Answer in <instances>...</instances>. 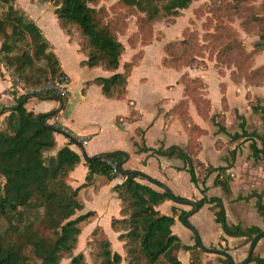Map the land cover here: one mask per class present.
Listing matches in <instances>:
<instances>
[{
    "label": "trees",
    "instance_id": "16d2710c",
    "mask_svg": "<svg viewBox=\"0 0 264 264\" xmlns=\"http://www.w3.org/2000/svg\"><path fill=\"white\" fill-rule=\"evenodd\" d=\"M15 1L0 0V4L7 5L0 11V63L10 71L13 85H22L25 93L32 91L56 94L45 89V85L48 82L63 83L67 81V77L57 57L50 51V43L40 27L20 5L15 4ZM44 1L53 4L61 27L68 34H78L80 37V50L86 54L82 65L99 66L113 71L110 76L97 77L94 80L102 85L104 94L111 98L124 97L128 76L138 63L136 56L135 59L125 61L123 71H118L125 50L124 43L119 38V33L126 27L125 18H110L105 7L93 5L98 0ZM119 1L123 6L143 13L138 28L144 34L141 41L146 42L152 35L154 21L165 16L179 15L180 11L188 8L194 0ZM212 1L222 4L221 8L231 18H242L244 26L252 25V28H257L259 37V42L254 45L253 50L247 51L237 35L233 37L226 28L225 33L230 39L220 43L217 49L214 48V57L227 65L235 64V70L230 73L234 81L245 78L254 84L264 83V67H255L249 71L246 69L254 54L264 46V12L261 14L264 2L262 7H256L252 5L253 0ZM215 32L207 35L212 36L214 40L216 37L219 39L221 34ZM17 49L18 51H15ZM166 49H169V44H166ZM141 58L138 57V60ZM164 61H167L166 57ZM180 80L184 82L185 98L170 108L164 116L176 113L189 123L188 143L149 147L140 130L141 141L136 142L137 152L181 159L184 165L177 168L186 170L191 181L197 186L205 183L209 174L217 172L214 185H220L229 192L231 176L227 169L231 165L214 167L206 165L197 157L201 149L199 137L206 133V130L192 120L189 103L195 105L197 112L204 119H208L211 102L204 92L199 91V86L190 83L193 81L197 84L202 80L190 78L186 74H182ZM25 93L16 98V104ZM57 95L66 101L68 92L65 95ZM26 102L17 109L0 115V220L5 219L8 222L5 229L0 225V264H61L66 255L70 256L69 264H86L84 253L75 254L74 249L78 245L81 225L88 222L95 212L87 211L74 217L84 208L80 190L94 185L96 181L97 187L102 186L120 176L116 163L121 157L109 156L86 161L88 170L85 181L74 187L70 183V174L80 163V154L69 145L53 152L57 144L55 133L64 130L72 134L71 131L58 122H49L58 112L35 113L26 108ZM3 107L0 105V109ZM254 107L263 110L260 106ZM38 116H41L40 120ZM215 124L220 131L226 130L222 114L217 115ZM240 126L242 132L234 134V140L256 136L255 132L246 130L245 122H241ZM73 136L79 139L78 136ZM258 137L264 144V135ZM70 143L73 141L70 140ZM252 148L256 155L261 151L255 143H252ZM235 152L236 149L230 150L233 157ZM199 169L203 172H199ZM141 179L146 178L138 174L123 176V180L114 186L121 200L123 217H114L112 227L119 232L118 240L123 242L122 247L125 249L128 264H182L178 256L181 248L190 252V264H202L204 250L197 241L194 245L183 244L179 235L172 230L176 206L172 207L171 214L162 213L158 209L161 203L171 200L169 193L154 188ZM250 195L257 196L258 210L264 216L262 195L256 192ZM199 202L201 206L210 204L214 220L222 226L226 234L246 237L245 243L250 242L252 237L262 230L257 225L247 228H242L239 224L229 225L224 202L218 196L204 194ZM185 213V210L182 211L180 217ZM100 246L99 264L122 263L123 256L119 251L113 250L109 237L102 239ZM222 261L223 264H231L224 256ZM251 262L264 264V257L254 252Z\"/></svg>",
    "mask_w": 264,
    "mask_h": 264
},
{
    "label": "crops",
    "instance_id": "0c3cea01",
    "mask_svg": "<svg viewBox=\"0 0 264 264\" xmlns=\"http://www.w3.org/2000/svg\"><path fill=\"white\" fill-rule=\"evenodd\" d=\"M38 3L39 0H27L24 5H19L40 27L50 43V51L57 57L67 77V81L63 82L68 92L64 108L49 122H58L71 131L72 135L78 136L82 143L86 140L83 144L88 155L113 151L128 152L129 158L122 165V169L146 172L170 186L176 195L185 198L199 201L204 194L218 196L224 202L229 225L239 224L242 228L257 225L264 230V216L258 210L257 196L250 195L253 192L261 194L264 203V144L258 137L264 135V84L246 86L244 83L235 82L230 76V70L221 71L214 62H208L205 68L189 69L191 75L203 77L206 84L204 95L211 102L208 119H204L197 112L195 105L189 103V114L192 120L206 130V133L199 137L201 149L197 157L206 165L210 164L214 167L231 165L227 169L231 176L229 192L220 185H214L217 172L209 174L205 183L197 186L191 181L190 174L186 170L177 168L184 165L181 159L150 155V152H137L136 142L141 141L140 130L144 135V129V138L149 147L158 148L162 144L167 147L172 144L186 145L188 143L189 123L176 113L168 117L164 116L170 108L185 98L184 86L178 82L180 71L174 70L172 76L159 84L157 89L162 91L161 95L155 100L154 110L144 125V111L138 105L139 98L132 82V76L138 67L143 68L142 59L151 53L146 54L145 57L143 55L140 62L133 67L128 76L125 96L122 98L107 97L102 90V85L94 80L97 77L110 76L113 71L99 66L82 65L81 62L86 58V54L80 50V37L68 34L61 27L59 19L52 13V8L38 5ZM258 42L259 40L256 43ZM128 59L129 57H124L121 60L118 71H123V64L129 61ZM256 62L257 64L264 62V55L260 54ZM142 70L141 80L150 81L151 75L147 72L144 74ZM25 92L22 85H13L10 71L0 63V105L4 107L15 105L16 98ZM59 105L58 100L37 96L30 97L25 104L28 110L35 113H48L58 108ZM254 106H260L263 110H258ZM218 114L224 117L225 131H220L215 124ZM241 122H245L246 130L255 132L256 136L234 140L233 135L242 132ZM55 138L57 144L53 152L69 145L80 154L81 161L71 171L70 183L74 187L81 185L85 181L88 170L84 156L74 142L70 143L71 139L65 134L56 132ZM149 139H153L154 142L151 144ZM252 143H255L261 150L257 155L254 154ZM232 149H236L234 157L230 153ZM152 162H156V165ZM122 180L123 175L120 174L109 183L97 188L94 185L83 187L80 195L84 203L83 209H86L84 212L94 211L93 220L97 218L111 221L114 217H120L121 200L114 186ZM89 202H92L91 208L88 207ZM175 205L173 200H166L158 206V209L162 213L171 214L172 207ZM183 209L186 212L190 211L188 208L183 207ZM203 214L206 217H203ZM193 218L194 221L191 223L198 229L204 242H211L210 239L214 237L216 243L219 246L223 245L225 250H229L226 249L227 247L236 248L235 251L232 249L229 251L232 252L236 262L246 257L247 249L243 244L246 237L226 234L222 226L214 220L210 204L200 206ZM177 221L180 222L181 217L180 220L175 218L172 226L175 227ZM187 229L188 231L183 234L189 240L191 229ZM181 239L184 238L181 237ZM262 239L257 246H260V255L264 257Z\"/></svg>",
    "mask_w": 264,
    "mask_h": 264
},
{
    "label": "rangeland",
    "instance_id": "374dc122",
    "mask_svg": "<svg viewBox=\"0 0 264 264\" xmlns=\"http://www.w3.org/2000/svg\"><path fill=\"white\" fill-rule=\"evenodd\" d=\"M26 1L27 0H16L15 4L24 5ZM263 2L264 0H253L252 5L256 7H262ZM38 5L49 6L52 8V13L55 14L56 18H58L57 14L53 11L54 6L52 3L39 0ZM93 5L96 7H105L109 12L110 18L115 20L121 17L125 18L124 20L126 21V27L121 33H119V38L125 46L121 60L124 57H129L128 60H131L137 56L136 63H139L141 59L138 60V57H143V55L145 57L146 54L148 55L150 53L152 55H148L142 59V66L144 69L142 67H138L132 76V82L135 85L136 94L139 98L138 105L144 111V125L148 122L150 115L154 110L153 105L155 100L161 95L160 92L162 91H159L157 87L161 82L168 79L169 76H172L174 70L180 71V77L182 74H186L190 78L193 77L200 79L199 81L202 80V82H198L197 84L193 81L190 83V85L199 86L200 92H204V87L206 85L204 84L205 81L201 76L191 75L189 73L190 68H205L207 67L208 62H214L215 66L221 71L223 69H228L231 73L232 70H235V64L227 65L221 61H217L213 53L216 52L214 48L217 49L220 43L230 39L225 33L226 28L230 30L233 37L237 35V37L243 42L247 51H252L254 44L257 42V40H259L257 28H252V25H246L249 28L244 26L245 24L243 19L238 16L231 18L229 15H227V12L221 8L222 4L212 0H194L188 8L181 10L179 15L165 16L154 21L152 35L146 42L141 41V37H143L144 34L140 32L138 28L139 19L141 16H143L142 12L123 6L119 0H98V2L94 3ZM6 6L7 5L5 4H0V11L5 9ZM261 11V14L263 15L264 7L261 8ZM215 31L221 34L219 39L216 37V40H214L212 36L207 35H211V33H214ZM76 36L79 37L78 34H76ZM1 41L2 40H0V42ZM166 44H169V49H166ZM15 51H18V49ZM260 54L264 55V47L254 54V58H252L251 63H249L248 67L246 68L247 71L259 66L264 67V62H261L260 64H257L256 62ZM165 57L167 58V61H164ZM158 62L160 66L158 65ZM162 67H165L166 69ZM141 70L144 71V74L147 72L151 75L150 81L147 80L145 82L144 79L141 80ZM180 77L178 82L184 86V82L180 80ZM144 78H147V76H144ZM237 82L244 83L246 86L256 85L245 80V78H241L240 80L238 79ZM149 142L152 144L154 141L153 139H149ZM152 164L156 165V162H152ZM200 171L203 172L199 169V172ZM141 181L150 184L154 188L160 189L146 179H141ZM97 183L98 181L94 183L96 188ZM86 197L88 196L86 195ZM91 203H88V207L90 208ZM174 204H176L175 206L177 208L175 212V218L178 220H180V213L184 211L183 207L190 210L193 208L192 206L183 205L176 202H174ZM84 211H86V209L78 211L74 217L82 214ZM193 215L189 218L190 222L194 221ZM94 217L95 215L90 217L88 222L81 225V233L79 235L78 245L74 249V253L76 254L83 252L86 264H99V252L101 251L100 242L102 239L109 237L112 240L111 244L113 250L119 251L123 256L121 264H128L125 249L122 247L123 242L121 243L118 241L119 232L112 227V220H98L97 218L93 220ZM121 217H123L122 213L118 218ZM203 217L206 216L203 214ZM0 225L3 229H5L8 225V222L5 219H1ZM175 225V227L172 226V230L174 233H177L180 238H184L183 240L181 239L183 244L194 245L196 243L195 234L192 230L190 232L191 237L189 240L184 237L183 232H187L188 229L182 221H177ZM117 228H119L118 224ZM210 240L211 242L207 243L203 241L207 247L224 249L223 245L219 246V244L216 243L217 241H215L214 237H212ZM262 240V242H264V239ZM245 241L243 244L246 245V249H248L249 242L245 243ZM226 249H229L228 251H230V249L235 251L236 248L227 247ZM255 252L260 254V246L256 247ZM230 253L232 254V252ZM178 256L182 264H190L189 251L181 248L178 252ZM240 261L241 260H237V262ZM69 262L70 256L66 255L62 259L61 264H69ZM202 264H223L222 256L203 251ZM252 264L255 263L252 262Z\"/></svg>",
    "mask_w": 264,
    "mask_h": 264
},
{
    "label": "water",
    "instance_id": "95a60500",
    "mask_svg": "<svg viewBox=\"0 0 264 264\" xmlns=\"http://www.w3.org/2000/svg\"><path fill=\"white\" fill-rule=\"evenodd\" d=\"M32 96H37L40 98H44V99H55L58 100L60 102V105L58 108H56L55 110L48 112V113H57L60 110H62L64 108V99L57 95V94H52V93H36V92H27L24 94V96L21 98L20 101L17 102V104L13 105V106H6L0 109V115L4 112L13 110V109H17L18 107H20L21 105H23L26 100ZM38 119H41V116H38ZM62 134H65L67 137H69L80 149L82 155L84 156L85 160L87 162H90L92 160H96L99 158H105V157H109V156H120L121 159L116 163V170L123 176H128L131 174H138L141 175L143 177H145L147 180H149L151 183H153L154 185H156L158 188L165 190L169 193L171 200H173L176 203L179 204H183V205H191L193 208L192 210L186 212L185 214H183L181 216V221L183 222V224L191 229L194 234H195V238L197 243L199 244L200 248H202L204 251L209 252V253H214V254H219L222 255L226 258H228L231 262V264H249L252 260V256L256 250L257 244L258 242L264 238V230H261L260 232L256 233L252 239L249 242L248 245V249H247V254L246 257L241 260L239 263H236L233 255L225 250V249H220V248H216V247H207L203 240L202 237L198 231V229L188 220L190 216H192L194 213H196L199 209H200V202L197 200H193L190 198H185V197H178L174 191L172 190V188L170 186H168L167 184H165L164 182H161L157 179H155L154 177L150 176L148 173L140 171V170H136V169H129V170H124L122 169V165L128 160L129 158V153L125 152V151H113V152H102L93 156L88 155L84 144L82 143L81 140L76 139L72 134L67 133L66 131H59Z\"/></svg>",
    "mask_w": 264,
    "mask_h": 264
},
{
    "label": "built area",
    "instance_id": "2783aa9c",
    "mask_svg": "<svg viewBox=\"0 0 264 264\" xmlns=\"http://www.w3.org/2000/svg\"><path fill=\"white\" fill-rule=\"evenodd\" d=\"M45 89L48 90H52L54 91L56 94H61V95H65L66 94V88L64 87L63 83H59V82H48L45 87ZM86 140H83V143H85Z\"/></svg>",
    "mask_w": 264,
    "mask_h": 264
}]
</instances>
